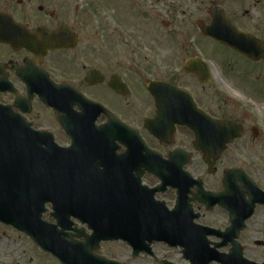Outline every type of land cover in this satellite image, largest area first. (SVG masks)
I'll return each instance as SVG.
<instances>
[{
	"label": "flooded vegetation",
	"instance_id": "flooded-vegetation-1",
	"mask_svg": "<svg viewBox=\"0 0 264 264\" xmlns=\"http://www.w3.org/2000/svg\"><path fill=\"white\" fill-rule=\"evenodd\" d=\"M6 1L0 10L30 32H59L66 47L36 55L0 42V48L6 49H0L1 102L64 146L70 144L72 132L90 133L112 121L118 128L132 126L163 159L181 149L169 159L175 166L182 165L190 173L192 166H202L203 187L217 196L195 206L229 215L248 200L255 213L264 211V0ZM14 1L22 7L18 13ZM212 24L220 26L223 34L230 33L225 29L231 24L238 34L249 35L244 41L249 53L206 33ZM163 35L170 37L169 61L160 53ZM204 42H211L217 53L204 56ZM192 58L201 71L206 63V83L197 71H186ZM162 67L168 71L163 77ZM215 69L223 82L214 79ZM19 71H30L46 87L50 80L58 85L57 103L46 102L41 89L32 98L30 111H24L26 102L19 99L28 97V92ZM155 80L184 91L172 96L175 115L197 117L185 124L182 117L174 119L167 142L152 136L146 127L159 113L157 100L146 87ZM35 104L44 114L35 112ZM60 134L66 141H59ZM240 171L248 181L242 180ZM143 180L150 186L160 182L147 173ZM168 192L176 199L177 189L168 187L159 194L171 204L165 197Z\"/></svg>",
	"mask_w": 264,
	"mask_h": 264
},
{
	"label": "water",
	"instance_id": "water-1",
	"mask_svg": "<svg viewBox=\"0 0 264 264\" xmlns=\"http://www.w3.org/2000/svg\"><path fill=\"white\" fill-rule=\"evenodd\" d=\"M205 32L237 46L235 37L220 34L217 24L205 28ZM44 34L40 31L30 33L11 16L0 12V41L13 43L18 48L26 46L33 51L42 50L45 43L39 40H44ZM244 50L248 51L247 48ZM194 63L195 60L188 61L187 71L201 73L193 66ZM147 86L157 96L163 94L166 86L173 89L165 83L151 82ZM15 116L10 108L0 105V219L29 234L62 264H121L94 252L101 241L119 238L128 240L134 246V255L140 251L152 253L150 245L153 242L165 241L184 247L185 257L191 264H209L213 260L221 264H257L243 257L242 246L236 240L252 210H232V226L224 233L196 224L194 220L200 214L194 212L184 193H180L177 207L169 211L164 202L154 200L156 190L142 188L140 180L135 185H126L122 179L110 181L92 178V172L77 169L90 167L82 164L89 159L114 158L111 154L98 156L92 155V152H115L114 141L120 135H90L96 137V141H86V135L77 140L78 136L73 135V145L66 149L58 147L53 137L49 136L47 147L40 150L41 155L38 152L32 155L28 152L37 149L33 144L25 143V135L22 142V133L11 123ZM152 131L158 137L167 135L157 127ZM31 134L33 142L42 136L40 133ZM139 142L144 144L141 140ZM23 143L27 147L21 146ZM130 149L133 151L135 147L130 146ZM148 167L153 169L154 166ZM195 183H198L199 189L195 199L201 200L205 192L200 180H194L193 185ZM48 202L53 204L52 215L57 219V224L42 219ZM72 216L88 223L93 234L88 235L83 229L73 228L70 221ZM73 229L75 233L67 232ZM213 234L224 241L211 247L207 236ZM75 237H84L85 240L80 241ZM229 242L232 248L228 254L217 251V247Z\"/></svg>",
	"mask_w": 264,
	"mask_h": 264
},
{
	"label": "rangeland",
	"instance_id": "rangeland-1",
	"mask_svg": "<svg viewBox=\"0 0 264 264\" xmlns=\"http://www.w3.org/2000/svg\"><path fill=\"white\" fill-rule=\"evenodd\" d=\"M7 1L0 0V7H6ZM13 7L18 13L22 7L13 2ZM37 3L34 5L36 6ZM160 44V53L162 58L166 56L165 61L168 60V49L170 37L163 35ZM203 55L211 57L217 53L218 50L213 46L211 42H204ZM3 48V47H1ZM0 48V49H1ZM5 49V48H3ZM6 51V49H5ZM2 52V51H0ZM167 69L162 67L160 75H166ZM214 79L217 83H221L222 77L215 69ZM35 112H41V108L35 104ZM44 114V113H43ZM59 141H66L63 135H59ZM194 175L202 173V166H192L191 169ZM154 182V181H152ZM168 200H172L171 206H173L175 199L172 192H168L165 195ZM196 211L201 214V218L197 220L200 223L208 224L219 229H225L229 225L228 214L222 210H214L211 212L203 211L201 207L196 205ZM44 219L55 222L53 218H50L49 212L44 214ZM248 226L246 230L242 231L239 241L243 246L244 256L252 261L262 263L264 262V211H258L250 220H248ZM79 226H81L79 224ZM210 240L214 242L220 241L216 237H210ZM231 244L221 247L218 250L220 252H228ZM154 252L159 259H166L176 264H189V261L184 258L180 247L171 248L164 243H156L153 245ZM132 249L124 242H105L102 243L101 248L98 250L99 254H104L108 257L122 261L123 264H160L156 263L154 258L147 254H140L137 257H132ZM0 264H61L52 254L43 251L33 240L23 232L15 229L14 227L0 222ZM210 264H219L216 261Z\"/></svg>",
	"mask_w": 264,
	"mask_h": 264
}]
</instances>
